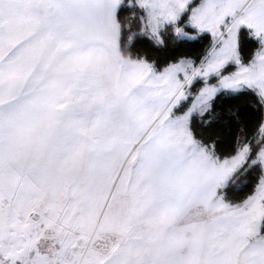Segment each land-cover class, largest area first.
I'll return each mask as SVG.
<instances>
[{
    "label": "snow or ice",
    "instance_id": "6c2138e0",
    "mask_svg": "<svg viewBox=\"0 0 264 264\" xmlns=\"http://www.w3.org/2000/svg\"><path fill=\"white\" fill-rule=\"evenodd\" d=\"M137 2L155 35L188 0ZM119 3L0 0V264H264V175L240 203L216 191L249 146L215 160L187 112L170 119L192 79L228 60L239 67L219 85L264 98V48L247 66L237 53L241 24L264 43V0H200L190 22L212 47L159 73L118 50Z\"/></svg>",
    "mask_w": 264,
    "mask_h": 264
},
{
    "label": "trees",
    "instance_id": "16d2710c",
    "mask_svg": "<svg viewBox=\"0 0 264 264\" xmlns=\"http://www.w3.org/2000/svg\"><path fill=\"white\" fill-rule=\"evenodd\" d=\"M129 0H125L127 2ZM196 1V0H195ZM194 1L193 4L196 2ZM142 11L134 4L119 6L116 19L119 25V51L131 59H145L161 70L181 58H189L199 63L212 46L209 33H200L186 26L195 34L194 39L178 38L171 24L160 31L161 41L156 42L141 30ZM185 15L183 16L184 20ZM260 48L259 41L246 27H240L237 35V49L240 62L248 64ZM234 65H227L222 73H228ZM202 80L191 84V92L196 93ZM264 122V103L251 88L235 92L220 91L210 100L209 107L201 113L190 116L189 129L197 141L212 149L218 158L234 155L241 144H249L250 150L243 165L232 176L231 181L222 188L225 198L231 202H241L251 195L261 176V164L253 160L264 137L257 136V129ZM261 232L264 234V217Z\"/></svg>",
    "mask_w": 264,
    "mask_h": 264
},
{
    "label": "rangeland",
    "instance_id": "374dc122",
    "mask_svg": "<svg viewBox=\"0 0 264 264\" xmlns=\"http://www.w3.org/2000/svg\"><path fill=\"white\" fill-rule=\"evenodd\" d=\"M194 1H195V0H188V3L186 4L185 8H184L183 10L180 11V13L177 15L175 21H174V22H173V21H165V22H163V24H162L161 26L158 27V29H157V33H156L155 35H153V34L151 33L150 28H149V26H148L147 23H146V20H147V11H146V9L143 8V7H141L140 4L137 2V0H129V1H127V2H125V0H120V3L116 6V8H115V10H114V16H115V19H116V12H117V9H118L119 6H124V5L132 6V5L134 4L135 6L138 7L139 10L142 11V15H141V17H140V20H141V30H140V31H141L143 34H145V35H147L148 37H150L151 39L155 40L156 42H160V41H161L160 31H161V30L164 28V26L167 25V24H171V25H172L173 32L175 33V35H176L178 38H186V39H194V38H195L196 35L193 34V33L188 32V31L185 29L186 26H189V27L193 28V29H194L195 31H197V32H200V33H205V32H206V33H209V34L211 35V33H210L209 30H207V29L199 30V29H197L196 26H194V25L190 22V17H191V14H192V10H193V8L197 7V6L199 5V3H200V0H196V1H195L196 3L193 4ZM184 15H185V17H184V20H183L182 18H183ZM116 21H117V19H116ZM231 22H232V17H231V16H226L225 19H224V24H231ZM117 23H118V22H117ZM224 24H222V25L220 26V28H221V31L224 33L225 38H226L227 33L224 31ZM243 25H244V24H243ZM177 28H180L181 31H180V32H177V31H176ZM238 28H240V27H238ZM247 29L250 31V34L252 33L251 35H252L254 38H255V37L257 38V40L259 41V44H260V43H261V40H260V38H259L258 36H256V35L253 34L254 30L251 29V28H248V27H247ZM237 30H238V29H237ZM237 33H238V32H237ZM211 38H212V35H211ZM117 44H118V50H119V33H118V38H117ZM212 45H213V38H212ZM215 46H216L217 48L221 47V46H222V41H217V42L215 43ZM211 47H212V46H211ZM262 48H264V44H263V43H261L260 48H259L258 50H260V49H262ZM258 50H257V51H258ZM257 51H256V52H257ZM256 52H255V54H256ZM237 53H238V49H237ZM254 56H255V55H254ZM129 59H131V58H129ZM142 59H143V58H142ZM202 59H203V58H202ZM202 59H201V60H202ZM238 59H239V53H238ZM133 60H141V59H133ZM143 60L146 61V62H148V63H150V64L152 65V67H153L154 72H157V73L161 72L165 67L169 66L170 64H175V63H178V62H180V61H185V62H189V61H190L193 67L198 66V65L200 64V62H201V61H200L199 63H196V62H195L194 60H192V59H189V58H181L179 61H177V62H175V63H170V64H168L167 66H165L164 68H162L161 70H158V69L153 65V63H151V62H149V61H147V60H145V59H143ZM239 61H240V59H239ZM240 64L243 65V63H241V62H240ZM227 65H234V68L231 69L230 72H228V73H222V70H223ZM238 67H239V65H237L236 61H234V60H228V61L225 62V64H224V65L221 67V69L219 70V74H217V73H209L208 76H207V80H205L204 77H201V76H199V75H198V76H195V77L192 79V81L190 82V84L187 85L185 96L182 97V98L177 102V104H175V105L173 106L172 111H171V113H170V119H175V118H177V117H179V116L184 115V114L187 112V113H188V123H187V127H188V129H189V120H190V116H191L192 114H194V113H200V112L197 111V110H192V111L189 112V109H190V107L193 105V101H194L196 95L199 94L200 90L205 86L206 83H207L208 85L216 86V91H215L214 95H215L216 93L220 92V91H232V92H235V91H237V90H239V89L246 88V87L255 90V92L258 94V91H257V89H256L255 87H250V86L247 85V84H241L240 86H238V87H236V88H225V87L219 85V80H220V78H221L222 76H224V75H228V74H230L231 72L236 71ZM178 77L182 79V78H183V74H182V73H181V74H178ZM198 79L202 80V85L200 86V88L198 89V91H197L196 93H193V92H191L190 86H191V84H193V82H195V81L198 80ZM214 95H213V96H214ZM258 95H259V94H258ZM213 96L210 97V98L208 99V101H207L208 105H209V103H210V100L213 98ZM259 96H260V95H259ZM260 97H261V96H260ZM262 100H263V103H264V98H262ZM207 109H208V108H207ZM189 131H190V129H189ZM193 139H194V137H193ZM194 140L197 141L196 139H194ZM197 142H198V145H199L200 147L205 148V150L208 151V152L210 153V155L212 156L213 159H215V160H219V161H224L225 159H230L232 156L236 155V153L239 151V149H240L241 147H243L245 144H247V143L241 144V145L239 146V148L237 149V152H236L234 155H231V156H229V157H225V158H222V159H221V158H218L216 155H214V153H213V151H212L211 148H209V147H207V146L201 144L199 141H197ZM247 145L249 146V144H247ZM263 145H264V144H263ZM249 149H250V147H249ZM247 155H248V154H247ZM256 155H257V154H256ZM246 158H247V156L245 157V159H244L243 161H241V163H240L239 165H237V166H236V167H235L230 173H228V174L224 177L223 181L221 182V184H220V185L217 187V189H216V191H217V195L220 196V197H221L225 202H227V203H230V204H237V203H240V202H236V203H235V202H231V201L227 200V199L225 198V196H224V194L222 193L221 190H222V188H224V187H225V186L231 181L232 176H233V175L238 171V169L243 165V163L245 162ZM253 162H254V163H256V162L260 163V162L257 161L256 159H254ZM260 164H261V163H260ZM262 175H264V166L261 165V176H262ZM261 176H260V177H261ZM242 201H243V200H242ZM242 201H241V202H242ZM262 220H263V217L261 218V221H260V233H261V234H263V233L261 232Z\"/></svg>",
    "mask_w": 264,
    "mask_h": 264
},
{
    "label": "clouds",
    "instance_id": "9594fccd",
    "mask_svg": "<svg viewBox=\"0 0 264 264\" xmlns=\"http://www.w3.org/2000/svg\"><path fill=\"white\" fill-rule=\"evenodd\" d=\"M207 100H201L199 102L196 103V106L193 107V105L190 107L191 111L192 110H197L199 111L201 114H203L204 111L207 110V108L209 107ZM257 136L258 137H264V133H261L260 128L257 129ZM255 159L257 161H259L261 163L262 166H264V157H261L259 154L256 155Z\"/></svg>",
    "mask_w": 264,
    "mask_h": 264
},
{
    "label": "crops",
    "instance_id": "0c3cea01",
    "mask_svg": "<svg viewBox=\"0 0 264 264\" xmlns=\"http://www.w3.org/2000/svg\"><path fill=\"white\" fill-rule=\"evenodd\" d=\"M242 26H243V27H246V28L248 27L247 25H243V24L239 25L238 27H242ZM248 28H249V27H248ZM237 29H239V28H237ZM237 32H238V30H237ZM251 34H252V33H251ZM237 35H238V33H237ZM255 38H256V37H255ZM256 39H257V38H256ZM263 44H264V43H263ZM260 45H261V43H260ZM253 58H254V57H253ZM251 61H252V60H251ZM251 61H250V62H251ZM250 62H249V63H250ZM249 63H248V64H249ZM248 64H243V65L247 66Z\"/></svg>",
    "mask_w": 264,
    "mask_h": 264
}]
</instances>
